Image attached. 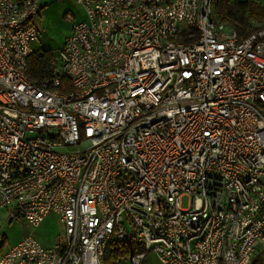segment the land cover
Here are the masks:
<instances>
[{
  "label": "built area",
  "instance_id": "built-area-1",
  "mask_svg": "<svg viewBox=\"0 0 264 264\" xmlns=\"http://www.w3.org/2000/svg\"><path fill=\"white\" fill-rule=\"evenodd\" d=\"M41 1L0 0V209L33 227L55 213L63 235H24L0 264H104L128 237L143 247L128 264L150 251L256 264L264 26L239 35L213 20V0H74L85 17L34 82Z\"/></svg>",
  "mask_w": 264,
  "mask_h": 264
},
{
  "label": "rangeland",
  "instance_id": "rangeland-1",
  "mask_svg": "<svg viewBox=\"0 0 264 264\" xmlns=\"http://www.w3.org/2000/svg\"><path fill=\"white\" fill-rule=\"evenodd\" d=\"M252 1L264 3V0ZM84 17L83 7L74 0H42L34 20L38 36L31 42L33 49L46 50L56 56L73 24ZM189 205L190 197L183 196L180 199V206L187 208ZM27 234H33L43 245L51 246L62 237L63 226L55 213L47 214L38 226L33 227L25 220H9L7 209H0V255ZM253 258L257 261L256 264H264V245L256 247ZM121 264H128V259L123 260ZM144 264L162 263L157 254L150 251Z\"/></svg>",
  "mask_w": 264,
  "mask_h": 264
},
{
  "label": "trees",
  "instance_id": "trees-1",
  "mask_svg": "<svg viewBox=\"0 0 264 264\" xmlns=\"http://www.w3.org/2000/svg\"><path fill=\"white\" fill-rule=\"evenodd\" d=\"M212 18L214 21L225 23L243 36L249 33L252 19L264 26V4L252 0H213ZM51 58L52 54L46 50L33 49L25 69L28 78L34 82L49 79L54 69L50 64ZM62 80L66 81L64 77ZM141 251L143 247L131 237L123 241H110L104 253V264H121L131 254Z\"/></svg>",
  "mask_w": 264,
  "mask_h": 264
},
{
  "label": "crops",
  "instance_id": "crops-1",
  "mask_svg": "<svg viewBox=\"0 0 264 264\" xmlns=\"http://www.w3.org/2000/svg\"><path fill=\"white\" fill-rule=\"evenodd\" d=\"M256 3H259V2H256ZM259 4H261V3H259ZM262 4H264V3H262Z\"/></svg>",
  "mask_w": 264,
  "mask_h": 264
}]
</instances>
